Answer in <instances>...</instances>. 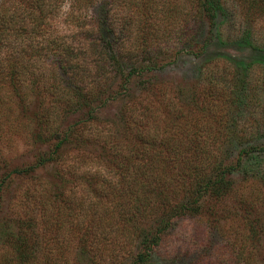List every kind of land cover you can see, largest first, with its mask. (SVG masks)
<instances>
[{
	"label": "rangeland",
	"instance_id": "374dc122",
	"mask_svg": "<svg viewBox=\"0 0 264 264\" xmlns=\"http://www.w3.org/2000/svg\"><path fill=\"white\" fill-rule=\"evenodd\" d=\"M252 1L221 0L211 30L197 0H43L38 25L32 0H0V264H131L136 243H89L101 223L123 235L98 182L111 154L191 167L203 149L209 173L241 148L147 264H264V0ZM47 45L73 49L74 69ZM104 46L117 53L106 69ZM27 58L35 78L16 90L5 67Z\"/></svg>",
	"mask_w": 264,
	"mask_h": 264
},
{
	"label": "trees",
	"instance_id": "16d2710c",
	"mask_svg": "<svg viewBox=\"0 0 264 264\" xmlns=\"http://www.w3.org/2000/svg\"><path fill=\"white\" fill-rule=\"evenodd\" d=\"M42 1L32 0V9L27 16V18L32 17L31 20H34L33 24L35 25L39 24L42 16ZM220 1L197 0L198 13L206 18L211 30L214 27L215 12L221 5ZM241 2L248 8H254L255 6L252 0H241ZM0 18L4 19L2 13H0ZM23 19H25L24 16ZM23 19L20 21L24 22ZM6 22L4 24H8ZM0 23L2 22L0 21ZM72 50L64 48L61 53H57L51 49L50 45H47L45 49L47 53L51 52L56 56H60L59 59L63 61V64L69 66V68H66L62 63L61 66H57L58 70L62 68L63 71H72L75 67V65H72V67L67 61L70 54L75 52H72ZM101 50L105 61L102 69H106V66L109 65L107 63L113 64L117 53L112 47L107 48L104 46ZM36 62L38 61L33 58H27L23 63L17 62L6 65V76H9L10 79L15 78L14 81L17 86H15V82L12 85L16 90L22 89L23 82L27 79L25 76L29 77L30 74L29 80L35 78L32 73H29V70ZM147 69L146 66L142 65L137 69L135 67L130 68L131 72L123 77L122 83L126 86L131 74L134 72L133 70L140 74L142 70ZM1 70L4 69L0 68ZM74 90L75 93L81 94V90L78 88L75 87ZM65 138L56 143L55 150L60 148ZM144 144L152 145V141ZM180 145H176L173 150H178L177 148H180ZM204 151L202 149L198 164L191 167H187V165V168L184 167L186 163L183 159L168 161L155 155L146 158L143 155L137 161L126 160V163L121 164L119 163L121 162L120 159L116 158L117 153H112L111 169L103 170L102 175H98V182L107 190L103 197L106 199V206L108 207L105 208V212H116L119 220H121L118 230L123 232L122 239L111 240V235L105 231L108 225L103 226L101 223L95 226L96 231L90 235L89 243L91 245L104 244L106 247L109 245L113 248L115 246L121 247L122 244L126 245L129 240L134 245L136 243L138 249V252L132 258L131 264H147L156 247L167 238L173 224H176L180 219L192 217L197 210L200 198L216 189V186L221 185L224 182L225 175L240 163L242 155L248 154V149L241 148L236 158V164L232 167L229 165L223 166L220 159H214V162L210 164L209 173H207L206 170L209 164ZM178 161H181L180 166L182 168L176 172L172 170L170 172V166ZM148 218L153 222H149L148 228H146L144 227V221ZM110 252L111 256L117 257L113 251ZM89 263H92L90 259Z\"/></svg>",
	"mask_w": 264,
	"mask_h": 264
}]
</instances>
